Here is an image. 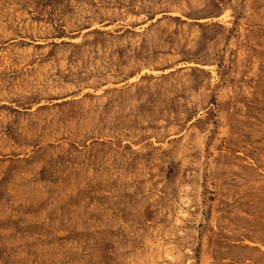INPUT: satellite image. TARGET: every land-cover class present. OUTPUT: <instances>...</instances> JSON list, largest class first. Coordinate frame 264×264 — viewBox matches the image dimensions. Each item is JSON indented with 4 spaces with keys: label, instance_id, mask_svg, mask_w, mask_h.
I'll use <instances>...</instances> for the list:
<instances>
[{
    "label": "rangeland",
    "instance_id": "374dc122",
    "mask_svg": "<svg viewBox=\"0 0 264 264\" xmlns=\"http://www.w3.org/2000/svg\"><path fill=\"white\" fill-rule=\"evenodd\" d=\"M0 264H264V0H0Z\"/></svg>",
    "mask_w": 264,
    "mask_h": 264
}]
</instances>
